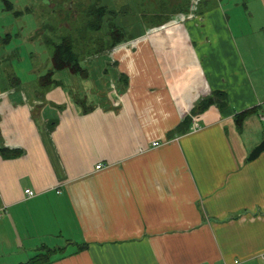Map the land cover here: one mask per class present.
<instances>
[{
    "label": "crops",
    "instance_id": "0c3cea01",
    "mask_svg": "<svg viewBox=\"0 0 264 264\" xmlns=\"http://www.w3.org/2000/svg\"><path fill=\"white\" fill-rule=\"evenodd\" d=\"M167 21L85 54L83 75L0 83V264H264V151L246 159L264 135V0ZM215 90L225 105L190 114ZM186 115L199 127L177 132Z\"/></svg>",
    "mask_w": 264,
    "mask_h": 264
},
{
    "label": "rangeland",
    "instance_id": "374dc122",
    "mask_svg": "<svg viewBox=\"0 0 264 264\" xmlns=\"http://www.w3.org/2000/svg\"><path fill=\"white\" fill-rule=\"evenodd\" d=\"M67 1L69 0H61L59 3L58 0H0V83H8L18 78L28 88L37 85L38 76L43 74L50 65L52 47L47 42L53 41L55 43L58 42L61 35H69L67 28L61 26L68 20L69 10L63 4ZM115 1L125 4L123 6L126 14L124 17L118 14L113 22L137 21L134 35L141 33L143 28L153 23V18L150 19L147 16L152 8L141 5L136 7L135 4H131V0ZM208 1L210 3V0H200L197 3L196 12L200 7H205ZM249 1L254 4L259 2V0ZM8 5L12 8H9ZM171 20L168 19L167 22ZM103 29L105 30L106 26ZM123 29L128 33L130 32L127 26H124ZM97 46L77 38L75 50H80V53L86 50L81 54L82 56ZM104 50L107 49L104 48L101 51ZM80 64L83 67L96 65V63H91L88 58L81 59ZM62 72L66 73L65 71ZM53 77H58V73ZM77 82L79 83V78H77Z\"/></svg>",
    "mask_w": 264,
    "mask_h": 264
},
{
    "label": "flooded vegetation",
    "instance_id": "af4514ba",
    "mask_svg": "<svg viewBox=\"0 0 264 264\" xmlns=\"http://www.w3.org/2000/svg\"><path fill=\"white\" fill-rule=\"evenodd\" d=\"M61 0H58V3ZM131 4L134 6H147L152 8L151 12H148L147 16L154 19V15L161 13L162 9H165V13L169 15H184L192 13V17L197 10V3L200 0H131ZM68 11L66 23L61 26L66 27L70 34L78 38L80 41H87L88 43L98 44V41H104L111 39L112 36L116 37L119 34L125 33L127 36H133L135 33L134 28L136 26L135 21L131 22H113L114 18H117L118 14L122 17L125 16L124 3L121 4L115 0H69L63 2ZM181 9L174 13L171 10ZM192 9L193 12L191 11ZM169 10V11H166ZM166 22V21H164ZM163 22V23H164ZM96 23L99 27L96 28ZM125 24V25H124ZM162 24V23H161ZM106 26V29L103 28ZM129 27L130 32H126L123 27ZM80 28H83V32H80ZM95 41V42H94Z\"/></svg>",
    "mask_w": 264,
    "mask_h": 264
},
{
    "label": "trees",
    "instance_id": "16d2710c",
    "mask_svg": "<svg viewBox=\"0 0 264 264\" xmlns=\"http://www.w3.org/2000/svg\"><path fill=\"white\" fill-rule=\"evenodd\" d=\"M9 7V5H8ZM11 7V6H10ZM9 7V8H10ZM165 9L161 10V13L158 15H154V21L152 25L160 24L171 16L165 13ZM181 10L174 9L171 10V13H174L176 11ZM169 11V10H166ZM96 28L99 27V24L96 23ZM83 28H80V32H83ZM69 35L64 36L61 35L58 42L48 41L47 43L52 47V53L50 56V65L47 68V70L41 74L38 78L40 86L46 87L49 84L53 82L52 80V74L54 71L57 70H66L72 74H78L83 75L85 73V68L80 64L81 59H84V55L81 56V54L86 50H83L82 53H80V50H75V44H76V37H74L72 34L68 33ZM134 36V35H133ZM133 36H127L125 33L122 32V34H119L116 37H113L110 39H106L104 41H98L97 48L94 50H88L87 55L91 53H98L102 49H111L112 46L116 45L117 43H120L122 41H126ZM74 37V38H72ZM16 81H18V78H15ZM227 96L224 92L215 90L212 91L210 94L204 96L201 98L196 105L190 110V114L198 113L203 111L205 108H207L210 104L216 103L218 105L223 106L227 103ZM255 109L250 108L247 110H244L242 112H239L235 115V122L238 124V126H241V121L247 114L253 112ZM190 115H186L182 120L175 126V129L177 132H184L187 129V126L190 122ZM0 150H2L0 148ZM50 252H38L34 254L32 257L27 259L26 261L20 263V264H47L50 261Z\"/></svg>",
    "mask_w": 264,
    "mask_h": 264
},
{
    "label": "built area",
    "instance_id": "2783aa9c",
    "mask_svg": "<svg viewBox=\"0 0 264 264\" xmlns=\"http://www.w3.org/2000/svg\"><path fill=\"white\" fill-rule=\"evenodd\" d=\"M193 10L194 9H192L191 11L193 12ZM193 14L192 13H189V14H187L186 16H192ZM184 17V15H177L176 17H175V20L177 21V19H182ZM175 20H172V21H175ZM160 27H163V25H161ZM159 27V28H160ZM261 118H262V120L264 121V115L262 114L261 115ZM197 127H199V125H198V119H197V116H192L191 117V128L192 129H195V128H197ZM151 145L152 146H155V145H158V142L157 141H153L152 143H151ZM96 168H100L101 167V164H97L96 166H95ZM24 193L27 195V196H32L34 193L30 190V189H25L24 190ZM5 210V207H0V216H1V214H2V212Z\"/></svg>",
    "mask_w": 264,
    "mask_h": 264
},
{
    "label": "water",
    "instance_id": "95a60500",
    "mask_svg": "<svg viewBox=\"0 0 264 264\" xmlns=\"http://www.w3.org/2000/svg\"><path fill=\"white\" fill-rule=\"evenodd\" d=\"M262 151H264V135H263V138L262 140L257 144L255 145L252 150L249 152L248 156H247V160L250 161V160H253L255 159Z\"/></svg>",
    "mask_w": 264,
    "mask_h": 264
}]
</instances>
